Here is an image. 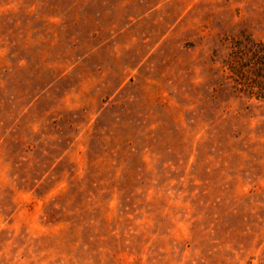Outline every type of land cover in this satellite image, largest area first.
<instances>
[{
    "label": "rangeland",
    "instance_id": "obj_1",
    "mask_svg": "<svg viewBox=\"0 0 264 264\" xmlns=\"http://www.w3.org/2000/svg\"><path fill=\"white\" fill-rule=\"evenodd\" d=\"M247 39L264 0H0V264H264Z\"/></svg>",
    "mask_w": 264,
    "mask_h": 264
},
{
    "label": "trees",
    "instance_id": "obj_2",
    "mask_svg": "<svg viewBox=\"0 0 264 264\" xmlns=\"http://www.w3.org/2000/svg\"><path fill=\"white\" fill-rule=\"evenodd\" d=\"M239 44L230 62L235 81L250 94L264 97V44L251 39Z\"/></svg>",
    "mask_w": 264,
    "mask_h": 264
}]
</instances>
